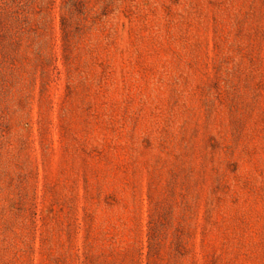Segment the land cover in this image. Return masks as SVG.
<instances>
[{"label": "rangeland", "instance_id": "rangeland-1", "mask_svg": "<svg viewBox=\"0 0 264 264\" xmlns=\"http://www.w3.org/2000/svg\"><path fill=\"white\" fill-rule=\"evenodd\" d=\"M0 264H264V0H0Z\"/></svg>", "mask_w": 264, "mask_h": 264}]
</instances>
